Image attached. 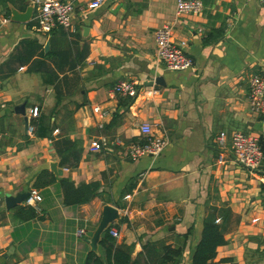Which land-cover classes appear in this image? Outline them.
Segmentation results:
<instances>
[{"label": "crops", "instance_id": "0c3cea01", "mask_svg": "<svg viewBox=\"0 0 264 264\" xmlns=\"http://www.w3.org/2000/svg\"><path fill=\"white\" fill-rule=\"evenodd\" d=\"M36 1L0 0V200L29 190L41 170L54 180L35 187L38 217L20 220L0 203V264H83L90 251L103 259L110 243L138 264H188L210 211L226 241L209 264H264V115L248 105L250 74L264 75V2L202 0V12L177 13L176 0L94 7L70 0L76 31L44 34L36 30ZM31 2L27 20L11 18ZM165 24L184 43L192 69L170 70L157 59L154 32ZM30 40L40 47L21 62ZM36 59L45 61L44 71L32 67ZM121 79L135 80L136 91H114ZM96 104L108 114L94 112ZM20 105L23 113L15 110ZM32 105L51 135L28 129ZM143 122L152 136L166 138L157 155L90 149L100 136L144 141ZM236 130L261 141L257 171L234 159ZM62 178L96 183V193L66 204ZM107 205L116 216L106 228L119 235L102 244L106 229L95 233Z\"/></svg>", "mask_w": 264, "mask_h": 264}, {"label": "built area", "instance_id": "2783aa9c", "mask_svg": "<svg viewBox=\"0 0 264 264\" xmlns=\"http://www.w3.org/2000/svg\"><path fill=\"white\" fill-rule=\"evenodd\" d=\"M104 0H91L89 7H94L102 3ZM264 2V0H261ZM35 13L36 30L38 32L48 34L57 27H62L68 32H75L76 25L72 21L74 4L70 0H38ZM202 0H176L177 13H200L203 10ZM155 38V54L157 59L170 70L192 69L194 66L193 59L184 52L182 41L177 42L172 38L171 27L162 25L154 32ZM112 89L117 93L130 95L136 91V81L132 79L117 80ZM248 105L249 109L257 115H264V75L261 72H252L248 79ZM92 110L101 117L108 114V110L102 109L99 105L92 106ZM39 108L32 105L28 109V118L37 116ZM103 122L99 121L98 126H102ZM33 126L28 125V129L32 131ZM140 130L147 135L144 141L124 140L119 135L112 137L100 136L99 140L92 142L91 150L113 149L119 146L121 151L128 156L137 158L144 154L157 155L164 144L166 138L162 135L152 136L151 124L143 122ZM226 132L221 131L217 136L220 146H224L226 142ZM231 143L234 159L245 166L250 171H257L263 159V150L259 142L258 136L250 132L236 130L231 134ZM42 198L39 190L35 187L29 189V194L24 203L34 206L38 209V201ZM82 232L80 228L77 231ZM108 232L111 236H118L119 231L115 226L110 225ZM188 264H192L189 262Z\"/></svg>", "mask_w": 264, "mask_h": 264}, {"label": "trees", "instance_id": "16d2710c", "mask_svg": "<svg viewBox=\"0 0 264 264\" xmlns=\"http://www.w3.org/2000/svg\"><path fill=\"white\" fill-rule=\"evenodd\" d=\"M27 44L28 47L26 55H24V53L17 56L21 62H25V60L33 54L35 48L40 47V44L36 41L30 40ZM45 56H50V52L48 54H44V57ZM33 61L32 67L43 71L45 70V61L42 59H36ZM49 79L50 78H44V80ZM29 124L33 126L32 132L36 135H51L50 131L52 130V127H48V125L41 120V116H39V114L31 117ZM62 158L63 162L65 157ZM53 180L54 176L51 173L46 174L45 171L41 170L35 176L32 185L33 187H40L51 183ZM60 183L63 189V201L66 204L84 202L96 193V183H83L79 186H75L72 181L66 178L60 179ZM13 215L20 220H29L31 218L38 217L39 212L34 206L23 203L14 207ZM109 241H112V236L109 234L108 228H106L101 242L102 244H105ZM225 241L222 225L217 223L215 220V212L210 211L206 213L202 222L201 236L192 255V264H209L216 254V248L225 243ZM111 245L112 244L110 243V245L107 246L108 249L103 259L96 253L90 251L83 264H138L136 261H131L130 255L126 250L119 247L112 248Z\"/></svg>", "mask_w": 264, "mask_h": 264}, {"label": "water", "instance_id": "95a60500", "mask_svg": "<svg viewBox=\"0 0 264 264\" xmlns=\"http://www.w3.org/2000/svg\"><path fill=\"white\" fill-rule=\"evenodd\" d=\"M31 10H32V2L30 5H28L27 9L22 13L17 12L16 10L13 9L11 18L15 19V20H21V21L27 20L30 16ZM48 44H49V42L47 41L45 43V46H44L45 49H47ZM154 82L155 83H163V78L161 76H156L154 79ZM150 83H152V82H150ZM15 110L23 113L24 112L23 105L16 107ZM51 167H52L53 171L56 173V171H57L56 165L51 164ZM29 182L30 181H28V184H29ZM28 194H29V190L26 189V190L18 191L15 194L5 195L3 197V199L0 200V203L4 202L5 207L7 209H10V208L17 206L18 204H21L25 200V198L27 197ZM115 216H116L115 207L111 206V205H107L103 211L102 218L100 220L99 226H98L97 231L95 233V239L101 231L106 229V227L109 225L110 221Z\"/></svg>", "mask_w": 264, "mask_h": 264}]
</instances>
